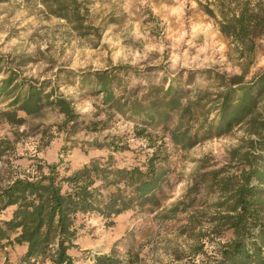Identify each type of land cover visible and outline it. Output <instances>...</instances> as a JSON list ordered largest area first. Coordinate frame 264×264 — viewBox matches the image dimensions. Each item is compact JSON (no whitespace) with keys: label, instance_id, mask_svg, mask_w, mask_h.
<instances>
[{"label":"rangeland","instance_id":"1","mask_svg":"<svg viewBox=\"0 0 264 264\" xmlns=\"http://www.w3.org/2000/svg\"><path fill=\"white\" fill-rule=\"evenodd\" d=\"M55 1L59 2L0 1V90L3 80L13 79L0 91V188L16 178L37 176L38 167L46 171L52 164H60L61 174L90 160L140 167L160 147L169 172L156 202L108 222L90 219L78 249L70 254L75 264H96V256H110L122 264H217V251L227 237L213 238L206 217L217 210L213 204L221 201L220 195L203 190L188 212L168 220L160 215L183 199L198 175L217 169L230 175L243 169L246 140H256L257 135L250 136L240 123L181 150L161 126L148 127L103 104L92 76L102 71L116 75L114 92L124 101L151 87L162 91L173 87L185 105L203 93L215 95L219 91L215 75L229 81L243 76L248 83L261 74L264 30L254 37L252 54L238 59L233 44L205 14V0H74L82 17L80 30L47 9ZM18 83L23 91L26 83L42 85L44 93H52L48 102L65 99L73 120L66 123L55 106L32 116L9 106L17 90L9 91ZM5 113L22 123L9 122ZM251 117L264 120V92ZM176 120L171 114L166 125L171 127ZM191 215L203 225L192 226ZM198 234L202 237L196 238ZM200 245L201 252L194 254ZM23 252L16 245L0 247V264H15Z\"/></svg>","mask_w":264,"mask_h":264},{"label":"trees","instance_id":"2","mask_svg":"<svg viewBox=\"0 0 264 264\" xmlns=\"http://www.w3.org/2000/svg\"><path fill=\"white\" fill-rule=\"evenodd\" d=\"M74 2L59 0L46 6L80 30L82 17ZM202 7L233 44L238 59L252 54L254 37L264 30V0H205ZM215 76L219 89L215 95L203 93L185 105L181 92L173 87L164 91L151 87L129 102L130 97L124 101L121 95H115L116 75L102 71L92 78L94 92L102 95L103 104L140 119L148 127L161 126L181 150L221 136L240 123L248 127L250 136L257 135L256 140H246V151L241 153L243 169L230 175L224 169L198 175L183 199L160 217L174 219L193 207L200 191L216 192L221 201L213 204L217 210L206 217V223L213 238L227 237L217 251V264H264V120L251 117L264 92V71L248 83L243 76L231 81L223 75ZM12 80L10 76L3 80L2 89ZM26 84L24 91L20 83L9 91L17 90L9 106H18L28 116L55 106L66 117V123L73 120L69 102L63 98L48 102L52 93H44L42 85ZM171 114L177 120L168 127ZM5 116L9 122L22 123L12 113ZM157 149L140 167H119L111 159L90 160L66 174L59 172L60 164H52L46 166V171L38 167L37 176L14 179L0 188V247L24 248L15 264H75L70 252L78 249L77 242L90 219L108 222L113 216L141 212L156 202L155 195L169 172L167 156L161 154L160 147ZM190 223L203 225L196 215L190 216ZM201 250L202 245L194 254ZM93 260L96 264H122L110 256Z\"/></svg>","mask_w":264,"mask_h":264}]
</instances>
